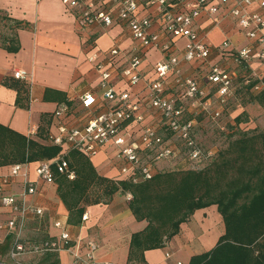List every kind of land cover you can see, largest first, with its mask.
<instances>
[{"label": "built area", "instance_id": "2783aa9c", "mask_svg": "<svg viewBox=\"0 0 264 264\" xmlns=\"http://www.w3.org/2000/svg\"><path fill=\"white\" fill-rule=\"evenodd\" d=\"M113 1L118 5L115 13L96 7L92 2L87 3L79 17V25L86 27L100 24L110 27L115 23H123L133 40L126 66L121 69L115 67L116 60L122 56L117 48L109 53L110 64L97 62L96 56H91L89 60L95 63L104 110L87 116L81 126H71L64 121L68 107L60 105L53 114L57 122L52 124L47 142L61 147L63 153L74 150L89 159L100 151L111 148L115 160L121 164L120 176L133 183L150 180L155 175L156 163L178 156L179 148L165 137V132L182 142L190 162L200 163L212 157L214 152H205L198 146L193 136L194 121L184 119V106L179 100L166 94V81L172 76L177 85L185 88V97L190 100V107L207 112L210 104L208 92L197 79L184 78L181 73V62L197 63L204 67L207 83L216 89V103L224 106L231 97L235 72L222 65V59L231 58L238 64L246 65L253 59L259 65L264 63V0H177L174 5L166 0H153L151 4L155 5L161 18L157 32L151 30L153 20L149 15H139V0ZM62 2L70 9L81 4V0ZM202 14L210 22L203 32L199 30L198 23ZM226 19L234 22L244 44L234 45L226 36L217 46L209 42L210 31ZM178 40L184 41L179 54L176 48ZM153 50L159 51L164 60L153 66L154 78L146 82L147 95L141 98L129 88L141 81V61ZM117 77H120L119 80L126 85V89H116L114 79ZM254 77L258 81L252 90L259 93L264 90V75ZM13 78L20 80L25 77L23 73L16 71ZM93 100L91 93H85L80 98L85 108L90 107ZM147 107V110L158 115L157 127L146 122L144 109ZM209 114L215 120L220 117L221 111L216 109ZM136 132L138 135H135ZM55 164L59 173L66 174L69 180L74 179L75 175L68 170L65 160L60 159ZM29 165L10 166L7 174L0 175V234L3 235V238L0 237V245L10 238L9 248L4 254H0V264H29L25 260L29 254L41 256L59 252L68 253L71 264H112L107 261L98 263V243L91 239H73L68 231V224L60 220H55L52 224L59 231L58 235L44 233L42 238L37 237L33 241L25 237L28 222L44 216V209L28 201V198L40 193V182L54 185L51 162L35 163L34 180L30 179ZM17 179L20 191L15 194L6 193ZM127 198L129 200L131 196L127 195ZM86 219L87 215L84 214L82 221ZM165 256L168 258L170 255L167 253Z\"/></svg>", "mask_w": 264, "mask_h": 264}, {"label": "crops", "instance_id": "0c3cea01", "mask_svg": "<svg viewBox=\"0 0 264 264\" xmlns=\"http://www.w3.org/2000/svg\"><path fill=\"white\" fill-rule=\"evenodd\" d=\"M151 1L153 0H139V15H149L153 20L151 30L157 32L161 18ZM90 2L96 7H103L113 13L118 6L113 0H81V4L74 9L68 8L62 0H0L1 17H9L23 25L26 24L25 27L16 30L19 42L18 52L8 53L0 46L1 125L33 140L42 141L38 133L42 130L44 135L48 134L52 124L57 122L53 114L62 105L45 101L43 97L46 89L65 94L71 104L64 116V121L71 126H81L87 116L104 110L95 63L89 58L96 56L97 62L110 64L109 53L113 48H117L122 52V56L116 60L115 67L121 69L126 66L133 40L123 23H115L110 27L100 24L80 26L79 17ZM166 2L174 5L177 0H166ZM198 23L201 32L210 25L204 14L201 15ZM225 36L234 45L244 44L243 37L238 33L231 19L224 20L218 27L211 30L208 39L212 45L217 46ZM183 44V40L176 42L178 54ZM163 60L164 57L159 51L148 52L139 67L141 81L129 90L141 98L146 96V82L154 78L153 66ZM214 60L216 61L217 58ZM225 61L235 64L231 58L224 57L221 62ZM257 66L264 69V65ZM180 67L182 77L197 79L206 93L208 92L210 104L206 113L209 114L216 109V102L213 101L216 89L204 78V67L197 63L185 62H181ZM226 67H229L228 64ZM16 71L23 73L25 78L14 79L13 73ZM119 79L120 77L114 79L116 89H126V85ZM18 86L27 87V94H24L22 90L18 93ZM85 93H91L94 98L88 108H85L80 101ZM166 94L179 100L185 111L205 112L200 108L190 107V100L185 97V88L177 85L172 76L167 78ZM17 97L21 98L18 104ZM147 109L149 108L144 109L146 122L157 127L158 115ZM244 110L248 113V109H242L240 112ZM234 114L238 116L240 113L238 111ZM135 135L138 133L136 132ZM42 143L47 142L44 140ZM90 161L101 176L113 181L124 180L119 173L121 164L115 160L111 148L100 151ZM164 163L167 164V161L156 163L155 174ZM34 166L35 163L29 165L30 179L33 180L35 179ZM9 168L1 167L0 175L7 174ZM38 187L40 193L29 197L28 201L41 206L44 209V216L42 219L28 222L26 230L30 224H38L40 228L35 230L41 235L44 233L51 236L58 235L59 231L52 224L55 220L67 224L68 213L56 194L55 184L47 185L40 182ZM19 191L20 184L17 179L6 193L15 194ZM84 214L87 215V219L82 221L80 226L68 225L72 238L96 241L99 245L96 253L98 263L107 261L112 264H127L130 237L146 226L145 221L138 222L133 217L128 208L127 195L115 194L108 204L88 206ZM223 234L224 224L216 206L196 210L191 218L181 225L179 234L166 242L163 248L144 253L145 262L146 264H188L191 256L213 248ZM0 237L3 238V235L0 234ZM167 253L170 255L168 258L165 256ZM58 259L60 264H71V256L66 252H59Z\"/></svg>", "mask_w": 264, "mask_h": 264}, {"label": "trees", "instance_id": "16d2710c", "mask_svg": "<svg viewBox=\"0 0 264 264\" xmlns=\"http://www.w3.org/2000/svg\"><path fill=\"white\" fill-rule=\"evenodd\" d=\"M8 22V35L2 33L0 46L8 53L19 50L16 30L21 22L0 16ZM4 26V25H3ZM253 80L249 89L257 83ZM27 94V87L18 86ZM255 101L264 104V90ZM21 98L17 97L18 100ZM43 99L70 106L62 92L46 89ZM239 114L235 120L241 122ZM40 140L47 142V133L40 130ZM33 140L0 124V168L16 164L51 162L56 194L67 211V224L80 226L88 206L108 204L115 194L130 195L128 208L136 221H145L142 231L130 237L127 264H146L144 253L161 249L179 234L196 210L216 206L224 224V234L213 248L193 255L188 264H264V134L243 132L229 146L232 157H222L211 169H188L161 172L150 180L133 183L113 181L101 176L90 159L74 150ZM63 159L75 175L69 180L59 173L55 161ZM227 167V168H226ZM223 169L238 173L230 175ZM39 236V235H38ZM40 234L38 238H42ZM32 238L30 240H37ZM10 238L0 245V254L9 248ZM41 264H59L57 253L42 255Z\"/></svg>", "mask_w": 264, "mask_h": 264}, {"label": "rangeland", "instance_id": "374dc122", "mask_svg": "<svg viewBox=\"0 0 264 264\" xmlns=\"http://www.w3.org/2000/svg\"><path fill=\"white\" fill-rule=\"evenodd\" d=\"M8 26V22H1L0 41L2 39L1 35H3L2 33L8 35L10 30L7 28ZM254 60L255 59L248 65L238 64L237 62H234L235 64L232 65L230 61L221 62L225 67L228 64L229 67L227 68L235 72V78L232 83L231 97L227 103L224 106H218V104L215 103L217 106L216 109L221 111L218 119L213 120L208 113L200 112L199 110L196 111L197 113H195V111H185L184 113L185 120L191 119L194 121L193 136L198 146L205 152H214L213 156L205 161L202 160L200 163H192L188 160L182 142L165 132V137L179 148V154L175 159L164 160L167 161V164L164 163L161 166L162 168L157 170L156 174L161 172L185 171L188 169L201 170L214 168L215 165L221 162L222 157H232V155L228 153L229 146L241 133L252 131L254 133L264 134V104H258L255 101L256 96H258L257 92L248 88V85L253 80H256L254 75L262 76V74H264V69H260L261 67L257 66L259 64L254 63ZM261 64L264 65V63ZM213 101L216 102L215 99ZM242 109H248V113L244 110V112H242L244 114L241 116V122L237 123L235 120L237 116H235L234 113L239 111L241 114L240 111ZM223 170L230 174L228 177H240L238 173L232 172L229 169ZM38 228H40L38 224H30L25 231V237H27V239L39 237L40 235H37L40 234L39 231L36 232L35 230ZM42 257V255L29 254L25 257V260L29 264H41Z\"/></svg>", "mask_w": 264, "mask_h": 264}]
</instances>
